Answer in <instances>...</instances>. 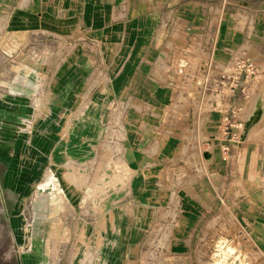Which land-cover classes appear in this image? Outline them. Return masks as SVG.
Returning <instances> with one entry per match:
<instances>
[{
    "label": "crops",
    "instance_id": "1",
    "mask_svg": "<svg viewBox=\"0 0 264 264\" xmlns=\"http://www.w3.org/2000/svg\"><path fill=\"white\" fill-rule=\"evenodd\" d=\"M58 42L60 69L21 65ZM235 61L237 94L209 104L204 70ZM23 69L45 75L28 90ZM249 70L264 0H0V264H165L167 226L198 207L264 217V124L239 142L218 129L241 88L256 100Z\"/></svg>",
    "mask_w": 264,
    "mask_h": 264
},
{
    "label": "rangeland",
    "instance_id": "2",
    "mask_svg": "<svg viewBox=\"0 0 264 264\" xmlns=\"http://www.w3.org/2000/svg\"><path fill=\"white\" fill-rule=\"evenodd\" d=\"M59 43H42V46H34V50L31 53L20 59L21 65L26 63L31 67L32 65L40 66L44 63H52L54 65L58 64L60 69L62 63L66 64L71 57H62L63 45H58ZM73 49L75 47H70V51H73ZM233 63L237 64L236 61ZM236 72L237 70H233L229 76L230 78H228L234 84H229L228 88L226 85L223 93L230 90L229 94H237V80H239L237 76L239 74ZM12 75V73H6V79ZM44 75L45 73L41 71L37 74H31L29 69H23L21 79L18 80L22 86L27 87L29 90V79L41 78ZM55 76H61L60 70L55 73ZM244 76L248 80L253 79L255 76H261L262 86L257 92L256 100L253 99L255 89L241 88L239 93L240 96H245V103L241 106L229 104L226 114L222 115L218 126L219 133L228 135L229 141L233 142L240 141V130H244V128L249 130L253 127L256 129L259 123L264 124V72L257 74L256 71L253 73L249 70ZM91 80H94V76L91 77ZM3 90L5 91V96H12V88L9 86H6ZM53 91L55 92L56 89H53ZM44 94L45 90L42 89V95L44 96ZM39 107L41 106L39 105ZM214 108L217 107L214 105ZM80 110L86 112L94 111L91 105H82ZM261 142L264 144V137L261 138ZM51 181L54 183L53 187H56L57 183L50 175H48L42 187H45ZM221 206V201L219 205L213 202L211 208L214 209L207 213L205 207L203 209L198 207V217L183 216L181 224L176 218V224L181 225L176 227V232L170 229L172 227L169 228L167 226L165 232V264H264V217L258 216L259 211H256L254 205L250 202H247L245 214L242 213L243 215L233 213L232 209L230 211L221 210ZM255 212H257L256 216ZM173 219L167 217V221H173ZM171 224L173 223L171 222ZM193 224L196 225L194 226ZM179 241L181 244L178 243ZM153 255L155 259H152ZM149 258L150 261L157 260V256L153 253H151Z\"/></svg>",
    "mask_w": 264,
    "mask_h": 264
},
{
    "label": "built area",
    "instance_id": "3",
    "mask_svg": "<svg viewBox=\"0 0 264 264\" xmlns=\"http://www.w3.org/2000/svg\"><path fill=\"white\" fill-rule=\"evenodd\" d=\"M232 67L233 68L236 67V69H240V71L244 68L241 66L239 67L238 62ZM233 68L229 70L228 69L223 70L222 75H218V76H214V75L209 76L207 75L208 72H206L207 68L204 70L205 71L204 74L206 75V77L203 80L202 89L203 91L209 92V97H208L209 104L216 103V101H218L220 97L224 94L223 91L224 88L226 87L225 80L227 79V76H230L231 72L233 71ZM219 87L223 88V91L221 89L218 90ZM215 106L218 107L216 104ZM54 181L56 182L55 178Z\"/></svg>",
    "mask_w": 264,
    "mask_h": 264
},
{
    "label": "bare ground",
    "instance_id": "4",
    "mask_svg": "<svg viewBox=\"0 0 264 264\" xmlns=\"http://www.w3.org/2000/svg\"><path fill=\"white\" fill-rule=\"evenodd\" d=\"M51 185V182H49L47 185H46V187H48V186H50Z\"/></svg>",
    "mask_w": 264,
    "mask_h": 264
}]
</instances>
